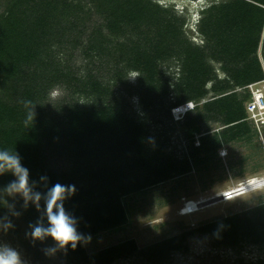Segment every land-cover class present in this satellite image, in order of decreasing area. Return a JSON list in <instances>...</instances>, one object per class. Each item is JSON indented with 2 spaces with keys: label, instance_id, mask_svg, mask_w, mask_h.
<instances>
[{
  "label": "trees",
  "instance_id": "1",
  "mask_svg": "<svg viewBox=\"0 0 264 264\" xmlns=\"http://www.w3.org/2000/svg\"><path fill=\"white\" fill-rule=\"evenodd\" d=\"M182 9L158 0H0V152L27 169L25 193L0 161V231L33 260L45 248L64 264H169L195 233L216 249L264 250V201L140 247L128 237L84 249L85 238L126 223L123 198L220 148L252 144L248 92L237 88L263 78L264 0H203L194 28ZM186 101L194 107L173 120L189 142L178 156L168 149L170 108ZM56 184L74 188L61 203L81 236L75 248L33 236L50 226Z\"/></svg>",
  "mask_w": 264,
  "mask_h": 264
},
{
  "label": "rangeland",
  "instance_id": "2",
  "mask_svg": "<svg viewBox=\"0 0 264 264\" xmlns=\"http://www.w3.org/2000/svg\"><path fill=\"white\" fill-rule=\"evenodd\" d=\"M158 1L161 3L173 2L177 12L182 11V6L186 5L189 28H194L197 9L203 4V0ZM195 36L194 33L192 39L199 41ZM134 78L135 72H129L128 80L132 81ZM57 93L56 89L51 91L53 97ZM171 118L173 121L172 115ZM172 125L175 131L169 137L168 149L175 155H185L186 153L183 152L187 150L189 142L181 136L178 123L173 121ZM158 129V127H154L153 131H158ZM255 133L252 144H231L224 147V155L221 156L216 151L214 158L197 165L192 164L189 172L123 198L127 211L126 223L116 231H104L85 238L83 240L85 251H94L128 237L133 238L137 246L140 247L215 217L264 201L263 184L255 189L251 188L246 192L236 194L229 199L218 197L212 200L215 202L212 205L203 206L195 212L179 213L182 198L206 197L240 184L249 177H264V127L260 129V133L257 131ZM192 144L194 145V143ZM257 146H260L261 150ZM186 244L188 249L185 252H174L169 264H237L236 258H242L244 262L254 260L256 257L264 258V250L250 244H243L238 253L229 248H212L207 234L195 233L187 239ZM9 253H15L17 264H64L61 259L45 248L42 249L40 259L33 260L30 253L26 252L21 245L9 240L0 231V255L8 256ZM112 264L138 263L129 258L119 259Z\"/></svg>",
  "mask_w": 264,
  "mask_h": 264
},
{
  "label": "clouds",
  "instance_id": "3",
  "mask_svg": "<svg viewBox=\"0 0 264 264\" xmlns=\"http://www.w3.org/2000/svg\"><path fill=\"white\" fill-rule=\"evenodd\" d=\"M0 161H7L16 172L20 174L18 185H14L16 190L27 193V169L21 167L19 159L8 155L6 152H0ZM74 191V188L56 184L48 194L47 200V216L49 227L44 229L36 227L33 236L35 238H43L45 235L51 236L61 248L71 244L76 247L81 236L77 234L74 221L65 213L63 204L61 203L66 192ZM90 239V238H89ZM0 264H17L15 253H9L8 256L0 255Z\"/></svg>",
  "mask_w": 264,
  "mask_h": 264
},
{
  "label": "built area",
  "instance_id": "4",
  "mask_svg": "<svg viewBox=\"0 0 264 264\" xmlns=\"http://www.w3.org/2000/svg\"><path fill=\"white\" fill-rule=\"evenodd\" d=\"M246 89V91L248 92V98L244 101L243 105H244V112H245V116H244V120L248 122V124L251 126L252 129H254L255 131H257V133H260V129L262 127H264V69H263V78L259 79V80H255L252 82H249L237 89ZM195 105L194 102L192 101H186L183 102L179 105H175L173 107L170 108V113L173 117V120H178L182 117V115L189 109L193 108ZM197 137V135L195 136ZM194 144L197 145L198 141L195 140ZM219 152V155H224L225 154V150L224 148H220L217 150ZM245 179L244 182H246ZM240 183V182H238ZM241 186V185H238ZM235 188V187H233ZM230 189H232V187L223 190L219 193H223V198L224 199H228L230 198L229 194H230ZM218 194V193H216ZM216 194H211L209 196L206 197H201V198H196L194 199L196 203H200V208H202L204 204V201L213 198ZM189 202H192L191 199H184L182 198V203L181 206L179 207V212L182 211ZM188 209V210H187ZM196 211V210H195ZM192 209L190 208H186V212L185 214H189L192 212Z\"/></svg>",
  "mask_w": 264,
  "mask_h": 264
},
{
  "label": "bare ground",
  "instance_id": "5",
  "mask_svg": "<svg viewBox=\"0 0 264 264\" xmlns=\"http://www.w3.org/2000/svg\"><path fill=\"white\" fill-rule=\"evenodd\" d=\"M263 184H264V177H261V178L249 177L248 180H246V182L242 181L240 184H236L235 186H233L235 188L232 187V189H230L229 196L231 198V197L235 196L236 194L246 192L247 190H249L251 188L255 189L256 187L261 186ZM238 185H241V186H238ZM218 197L223 198V193H218L213 198L204 201V204L201 206H204V207L207 206L208 207V206L212 205L213 203H215V202H212V200L217 199ZM191 201L192 202H189L187 204V206L182 211L179 212L180 214H185L186 208H190V209H192V211H195L197 209H201L199 207L200 203H196L194 199H191Z\"/></svg>",
  "mask_w": 264,
  "mask_h": 264
},
{
  "label": "crops",
  "instance_id": "6",
  "mask_svg": "<svg viewBox=\"0 0 264 264\" xmlns=\"http://www.w3.org/2000/svg\"><path fill=\"white\" fill-rule=\"evenodd\" d=\"M118 230V229H117ZM114 231H116V230H114Z\"/></svg>",
  "mask_w": 264,
  "mask_h": 264
}]
</instances>
